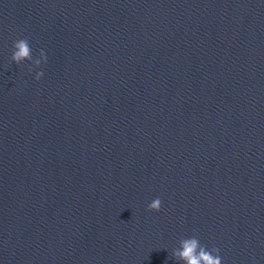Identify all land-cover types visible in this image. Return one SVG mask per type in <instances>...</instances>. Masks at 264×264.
I'll use <instances>...</instances> for the list:
<instances>
[{
  "label": "water",
  "instance_id": "obj_1",
  "mask_svg": "<svg viewBox=\"0 0 264 264\" xmlns=\"http://www.w3.org/2000/svg\"><path fill=\"white\" fill-rule=\"evenodd\" d=\"M193 236L264 264V0H0V264H181Z\"/></svg>",
  "mask_w": 264,
  "mask_h": 264
},
{
  "label": "clouds",
  "instance_id": "obj_2",
  "mask_svg": "<svg viewBox=\"0 0 264 264\" xmlns=\"http://www.w3.org/2000/svg\"><path fill=\"white\" fill-rule=\"evenodd\" d=\"M40 57L35 62L40 69L35 72L37 81L44 77L45 73L42 67L48 62L47 54L43 49L40 50ZM11 59L17 64L32 60V47L27 39H19L14 42ZM148 207L151 211L159 212L162 207V201L156 198ZM173 257L181 264H223L219 249L213 248L209 250L195 236L182 239L179 248L174 251Z\"/></svg>",
  "mask_w": 264,
  "mask_h": 264
}]
</instances>
